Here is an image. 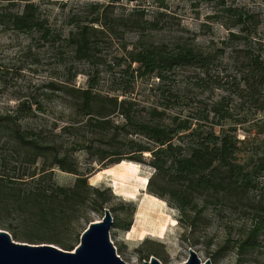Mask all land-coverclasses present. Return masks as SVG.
<instances>
[{
  "label": "trees",
  "instance_id": "16d2710c",
  "mask_svg": "<svg viewBox=\"0 0 264 264\" xmlns=\"http://www.w3.org/2000/svg\"><path fill=\"white\" fill-rule=\"evenodd\" d=\"M120 1L111 0L110 5ZM160 6L167 9L163 1ZM96 9V17L87 24L75 22L65 36L55 31L40 4L0 0V27L58 43L64 51L63 71L74 81L80 74L75 64L97 67L96 41L110 22L106 25L101 7ZM226 13L230 23L225 24L228 35L222 47L141 44L127 51L124 84L136 75L157 81L148 106L128 97V91L97 92L93 79L86 88L59 82L53 88L62 92L64 111L72 119L62 128L69 143L57 141L36 124L44 113L37 101L21 102L0 114V230L17 242L51 244L71 252L93 222L92 215L103 217L108 209L114 229L129 232L136 207L125 204L118 213L109 207V190L88 182L97 166L105 170L128 162L153 170L148 194L175 208L191 237L212 217H234L225 226L227 237L214 259L233 251L236 264L264 261L261 19L244 8L230 6ZM151 26L158 29V23ZM181 72L183 80L175 88L172 79ZM191 86L220 95L191 114ZM77 154L86 156L90 169L81 170ZM55 170L75 176L73 186L59 185Z\"/></svg>",
  "mask_w": 264,
  "mask_h": 264
},
{
  "label": "rangeland",
  "instance_id": "374dc122",
  "mask_svg": "<svg viewBox=\"0 0 264 264\" xmlns=\"http://www.w3.org/2000/svg\"><path fill=\"white\" fill-rule=\"evenodd\" d=\"M31 1L40 4L55 31H62L65 36L74 28L75 22L87 24L89 19L96 17L98 6L101 7L100 16L107 22L106 25L110 22L103 27V33L96 41L97 67L83 62L75 64L80 74L74 81H70L63 71L61 55L64 51L58 43L52 44L38 35L28 37L0 27V114L15 110L21 102L37 101L44 113L38 115L36 124L44 127L61 143L70 142L62 128L72 119L64 111L62 92L53 88L59 82L86 88L89 79H93L97 92L117 95L128 91V97L141 106H148L152 103L151 90L157 81L136 75L134 78L129 77L125 85L126 75L123 72L129 65L127 51L141 44L222 47L228 35L225 24L230 21L226 9L230 6L244 8L260 17L259 35L264 42V0H135L131 3L122 0L112 6L111 0ZM161 1L167 9L160 6ZM161 13L167 16L161 17ZM137 20L142 22V26L137 25ZM154 23H158V29L151 26ZM136 67L133 65L132 69ZM183 74L178 73V77L172 79V86L174 84L178 88ZM189 95L193 114L196 109L209 106L220 93L202 92L191 86ZM77 159L82 171L91 168L84 154H77ZM127 163L105 170L97 166L88 180L95 188L109 190V207L115 208L118 213L122 205L133 204L136 207L129 232L117 229L111 231L117 254L127 264H144L153 257L161 264H183L188 260L190 250L197 253L202 263L210 260L212 264H236L233 251H225L216 259L212 257L223 246L227 237L225 226L234 217L231 219L226 215L222 220L212 217L208 225L200 227L191 237V233L179 222L178 211L168 202L153 199L155 197L148 194L143 178L149 179L153 170L145 165ZM55 178L61 186H73L76 180L75 176L59 170H55ZM91 218L93 222H99L103 217L93 214ZM4 222L9 224L12 221ZM195 241L198 243L192 245ZM257 264H264V261L260 260Z\"/></svg>",
  "mask_w": 264,
  "mask_h": 264
},
{
  "label": "water",
  "instance_id": "95a60500",
  "mask_svg": "<svg viewBox=\"0 0 264 264\" xmlns=\"http://www.w3.org/2000/svg\"><path fill=\"white\" fill-rule=\"evenodd\" d=\"M114 219L106 209L102 220L93 222L81 236L74 251H64L51 244L32 245L15 241L9 232L0 230V264H127L118 254L111 240ZM144 264H161L156 258ZM183 264L202 263L197 253L189 251Z\"/></svg>",
  "mask_w": 264,
  "mask_h": 264
},
{
  "label": "bare ground",
  "instance_id": "6f19581e",
  "mask_svg": "<svg viewBox=\"0 0 264 264\" xmlns=\"http://www.w3.org/2000/svg\"><path fill=\"white\" fill-rule=\"evenodd\" d=\"M127 164H131V163H127ZM137 169V168H136ZM103 172V171H102ZM131 177V176H130ZM132 179V178H131ZM147 183H148V178H143V184H144V186L146 187L147 186ZM153 198V197H152ZM153 199H156V198H153ZM145 223H147V222H145ZM173 226H174V224H173ZM143 227H145V226H143ZM165 228V227H164ZM138 229V228H137ZM146 230V229H145ZM163 230V229H162ZM139 231V230H138ZM137 231V232H138ZM141 231V230H140ZM144 232V231H143Z\"/></svg>",
  "mask_w": 264,
  "mask_h": 264
},
{
  "label": "built area",
  "instance_id": "2783aa9c",
  "mask_svg": "<svg viewBox=\"0 0 264 264\" xmlns=\"http://www.w3.org/2000/svg\"><path fill=\"white\" fill-rule=\"evenodd\" d=\"M121 257V256H120Z\"/></svg>",
  "mask_w": 264,
  "mask_h": 264
}]
</instances>
